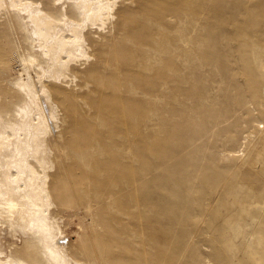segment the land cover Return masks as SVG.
<instances>
[{"label":"rangeland","instance_id":"obj_1","mask_svg":"<svg viewBox=\"0 0 264 264\" xmlns=\"http://www.w3.org/2000/svg\"><path fill=\"white\" fill-rule=\"evenodd\" d=\"M117 4L123 26L125 12L133 14L130 35L115 27L93 35L122 47L126 66L91 44L93 67L103 68L88 81L81 72L89 65L79 67L67 88L77 96V115L59 105L48 135L52 174L62 166L74 186L67 197L54 196L64 242H108L107 264H264V0ZM6 19L0 16L3 98L13 86L8 54L31 51L21 29L5 30ZM132 30L140 41L130 38ZM110 97L119 103L96 113L93 100ZM21 102H0V110L12 112ZM151 145L161 147L162 159L149 156ZM241 149L244 155H236ZM151 233L167 238L153 248ZM24 241L6 230L1 246ZM71 254L81 264H104L83 250Z\"/></svg>","mask_w":264,"mask_h":264},{"label":"bare ground","instance_id":"obj_2","mask_svg":"<svg viewBox=\"0 0 264 264\" xmlns=\"http://www.w3.org/2000/svg\"><path fill=\"white\" fill-rule=\"evenodd\" d=\"M117 2L0 0V16L7 18L2 22L5 30L21 29L31 47L28 54L20 49L8 54L13 86L8 98L0 95L1 104L8 108L12 107L15 97L22 101L12 112L3 113L0 110V264H81L71 254L79 250L104 264L111 261V245L106 241L97 239L79 242L73 247L64 242V233L52 209L55 207L54 198L61 200L67 197L74 186L73 181L72 185L67 182L71 180L62 166L58 175L52 174L55 172L52 160L54 151L48 142V135L53 131V124L58 125L60 120L59 105H64V108L77 115V96L67 88L77 81L79 67L89 65L87 71L81 72L88 81L96 78L98 71L103 68L93 67L95 59L90 52L91 44L101 57L106 55L110 60L115 58L120 66H126V53L122 47L111 48L108 43H100L93 35L94 29L96 33L106 34L105 29L113 27L117 28L120 36L130 33L133 14L130 10L125 12L129 23L123 26L115 17L120 9ZM255 20L257 22L256 15L251 19V26ZM142 37L140 32L132 30L130 38L138 42ZM3 45L0 42V46ZM112 94L116 95V92ZM118 103L116 97L94 99L92 108L99 115H104L110 105ZM78 125L77 122L73 123V129ZM91 129L92 126H89L85 132L81 131L79 137L86 136ZM71 142L67 145H71ZM243 143H246V139ZM72 146L76 147L77 144L73 142ZM54 147L63 150L59 142H55ZM159 149L156 145L145 148L149 156L158 154V158L159 153H162ZM242 151L239 150L236 155ZM145 158L143 156V161ZM151 159H148L151 161L148 163L153 165L151 163L154 160ZM6 230L13 237L17 232L23 234V246L3 248L1 238ZM150 237L151 245L155 248L167 235L155 236L151 233Z\"/></svg>","mask_w":264,"mask_h":264}]
</instances>
